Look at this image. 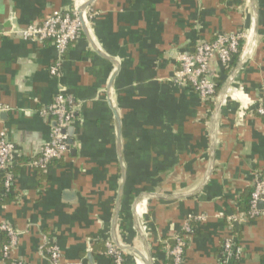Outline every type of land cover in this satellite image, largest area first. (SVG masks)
I'll list each match as a JSON object with an SVG mask.
<instances>
[{
    "label": "crops",
    "instance_id": "0c3cea01",
    "mask_svg": "<svg viewBox=\"0 0 264 264\" xmlns=\"http://www.w3.org/2000/svg\"><path fill=\"white\" fill-rule=\"evenodd\" d=\"M75 1L88 0H0V131L15 146L10 196L0 184V223L22 232L13 256L50 264L47 236L60 245L64 264H112L104 248L122 180L116 109L127 171L119 240L145 252L133 203L153 193L160 197L148 198L139 218L154 264H170L177 234L186 241L183 264H221L226 239L244 253L230 264H264V202L258 216L231 219L247 211L256 179L264 177V118L256 111L264 97V0H255L256 45L218 109L217 95L204 101L175 81L178 55L218 33L249 32L232 69L210 59L218 94L248 50L251 0H94L88 34L68 47L54 75L53 41L26 40L16 28ZM60 92L74 100L77 145L42 170L30 164L50 138V118L41 112ZM187 222L192 232H185ZM6 237L0 231V264L12 261L2 255ZM125 264L143 263L126 250Z\"/></svg>",
    "mask_w": 264,
    "mask_h": 264
},
{
    "label": "built area",
    "instance_id": "2783aa9c",
    "mask_svg": "<svg viewBox=\"0 0 264 264\" xmlns=\"http://www.w3.org/2000/svg\"><path fill=\"white\" fill-rule=\"evenodd\" d=\"M79 1H75L71 8L66 10H55L50 15L38 22L28 24L19 29L24 39L29 40H51L58 50V61L50 68L54 75L61 70L62 61L68 47L73 44L83 33V22L80 17ZM95 13L89 6L83 12V18L88 26ZM249 32L245 30L231 34L218 33L213 39L198 43L191 51L179 53V69L175 72V81L181 85H190L204 101L214 100L217 95L218 82L210 75L209 62L213 56L224 65L228 66L233 60V53L238 51L240 41H246ZM257 113L264 118V97L259 101L256 108ZM41 114L50 118L51 132L49 141L41 149L38 158L30 162L33 167L46 170L51 162L61 159L70 149L67 128L75 120L74 100L64 92L58 93L53 102L42 110ZM15 161V146L9 139L6 130L0 131V172L4 177L6 191L12 190L14 176L12 168ZM264 202V177L258 176L251 193L250 204L247 211L235 214L232 220L246 221L260 214L259 203ZM185 232H192L190 222L184 225ZM0 231L6 234V240L2 245V255L11 259V264H25L19 258L13 256L20 235L8 223H0ZM44 248L48 254L50 264H64L62 262L63 252L60 245L51 238L44 236ZM186 241L183 235L177 234L174 244L170 249V264H183ZM106 253L113 259L114 264H125V251L121 250L112 239L106 241ZM221 264H230L233 260L242 257L243 248L234 239H226L222 243Z\"/></svg>",
    "mask_w": 264,
    "mask_h": 264
},
{
    "label": "water",
    "instance_id": "95a60500",
    "mask_svg": "<svg viewBox=\"0 0 264 264\" xmlns=\"http://www.w3.org/2000/svg\"><path fill=\"white\" fill-rule=\"evenodd\" d=\"M93 1L94 0H88L85 4H83L80 7V17H81L82 22H83V31L86 34H88V26L86 25V23L84 21L83 12L87 9V7H89L92 4ZM251 5H252V10H253V12H252V14H253V27H252V31H251V41H250L248 50L244 54V56L240 59L239 63L235 66V68L232 70V72L229 74V76L224 81V83L222 84V86H221V88L217 94V98H216V109H218L221 106L231 82H233L238 71L243 66L245 61L251 56L253 49L256 45L257 37H258V16H259V13H258V8H257L255 0H251ZM19 29H21V28L17 27L16 31ZM96 49H97V51L102 53L98 48H96ZM110 59H112V58H110ZM117 72H118V65H117V69H116L115 73L113 74V76L110 80V84H109V88H108L109 94L112 91L114 77H115ZM114 114H115V119H116V123H117V150H118L119 162H120V166H121V170H122V180H121L120 188L118 191L117 199L115 202L114 216H113V220H112L111 239L121 250H123V251L132 250L134 252L135 256L137 257V259L140 260L143 264H154L152 252L150 250L149 244H148L147 239H146V232H144L141 228L139 217L142 213V208L144 206L143 205L144 202H146L148 200V198H154V197H160V196H158L157 194H153V193H143L140 196H138L133 203V214H134L135 225H136L135 227H136L137 233L139 234L141 239H143V241H144V247H145L144 253H142L141 251L137 250L136 248H134L132 246H129V245L122 243L117 236L118 220H119V215H120V211H121V201H122L124 188H125V184H126V180H127V171H126V167L124 164V158H123V154H122V144H121L122 126H121L120 117H119L116 109L114 110ZM74 131H75L74 126H73V124H71L67 128V132L69 135L68 142L70 145L73 144L74 142L77 145V137H76ZM214 143H215V135L212 132V146L213 147H214ZM211 170H212V168H210L209 173H211ZM67 193H68V196H72L71 193H69V192H67ZM260 204L262 205L263 202H260ZM91 257L92 256L89 253V258H91Z\"/></svg>",
    "mask_w": 264,
    "mask_h": 264
},
{
    "label": "trees",
    "instance_id": "16d2710c",
    "mask_svg": "<svg viewBox=\"0 0 264 264\" xmlns=\"http://www.w3.org/2000/svg\"><path fill=\"white\" fill-rule=\"evenodd\" d=\"M243 43H244V41L241 40V41H240V44H239L238 51L235 52V53H233V62H231V63L227 66L226 71H229L230 69H232V67L234 66V64H235L236 61L238 60V58H239V56H240V54H241L242 48H243ZM0 184H1V188H2V189L4 188V191L6 192V195H7V196H10V195H9V192L6 191V189H5V187H4V177L2 176L1 172H0ZM248 202H249V203H248ZM248 202H247V207L245 208L246 210L249 208L250 198H249ZM104 250H105V251L107 250L106 246H105ZM111 263L114 264V263H113V259H111Z\"/></svg>",
    "mask_w": 264,
    "mask_h": 264
}]
</instances>
